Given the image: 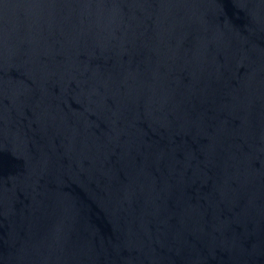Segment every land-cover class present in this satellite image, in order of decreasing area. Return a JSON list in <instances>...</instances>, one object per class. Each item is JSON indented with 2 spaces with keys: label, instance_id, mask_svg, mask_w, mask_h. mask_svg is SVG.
I'll list each match as a JSON object with an SVG mask.
<instances>
[{
  "label": "water",
  "instance_id": "1",
  "mask_svg": "<svg viewBox=\"0 0 264 264\" xmlns=\"http://www.w3.org/2000/svg\"><path fill=\"white\" fill-rule=\"evenodd\" d=\"M0 264H264V0H0Z\"/></svg>",
  "mask_w": 264,
  "mask_h": 264
}]
</instances>
